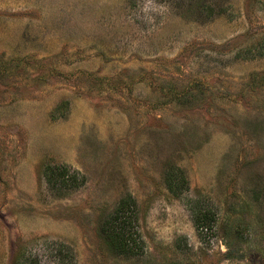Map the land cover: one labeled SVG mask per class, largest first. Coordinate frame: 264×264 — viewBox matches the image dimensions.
I'll return each instance as SVG.
<instances>
[{"label":"rangeland","instance_id":"374dc122","mask_svg":"<svg viewBox=\"0 0 264 264\" xmlns=\"http://www.w3.org/2000/svg\"><path fill=\"white\" fill-rule=\"evenodd\" d=\"M29 255L264 264V0H0V264Z\"/></svg>","mask_w":264,"mask_h":264},{"label":"trees","instance_id":"16d2710c","mask_svg":"<svg viewBox=\"0 0 264 264\" xmlns=\"http://www.w3.org/2000/svg\"><path fill=\"white\" fill-rule=\"evenodd\" d=\"M75 175H69V173H67L65 170H62L60 172H58L57 176L54 174L53 170L50 168H46V180L48 183L50 184H55L57 179H62L61 182L62 184L65 186H70V184L72 183V181H76L77 177L75 178ZM171 191H175L178 190V187H174L171 183H169V187H168ZM179 191V190H178ZM120 210L119 214H116V217L114 219L111 220L110 225L108 224L104 229V233L106 235L109 236H120L121 234L123 235V226L125 223H129V221L127 219H125L123 217V215L125 216L126 211H122ZM212 215L204 214L202 216V218H199L198 220L195 221V225L196 228L203 232V230L208 231L211 228V222H212ZM119 222V223H117ZM113 226V228H111L110 226ZM18 264H39L38 258L34 255H29L28 258H26L24 261L21 262H17Z\"/></svg>","mask_w":264,"mask_h":264}]
</instances>
